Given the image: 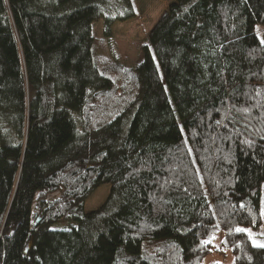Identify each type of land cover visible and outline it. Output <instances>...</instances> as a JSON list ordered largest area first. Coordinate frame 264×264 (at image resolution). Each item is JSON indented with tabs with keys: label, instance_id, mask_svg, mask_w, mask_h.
Returning a JSON list of instances; mask_svg holds the SVG:
<instances>
[{
	"label": "trees",
	"instance_id": "1",
	"mask_svg": "<svg viewBox=\"0 0 264 264\" xmlns=\"http://www.w3.org/2000/svg\"><path fill=\"white\" fill-rule=\"evenodd\" d=\"M137 13L0 0V264H200L221 230L264 264L238 231L264 219V0H169L138 65L98 52L93 20Z\"/></svg>",
	"mask_w": 264,
	"mask_h": 264
},
{
	"label": "rangeland",
	"instance_id": "2",
	"mask_svg": "<svg viewBox=\"0 0 264 264\" xmlns=\"http://www.w3.org/2000/svg\"><path fill=\"white\" fill-rule=\"evenodd\" d=\"M138 13L134 18L125 22H115L110 37L105 36L104 17L93 20L92 32L97 39L98 52H106L119 59L126 65L136 66L142 58V46L148 43L146 39L149 28L157 21V17L167 8L169 0H135ZM115 9V8H114ZM257 34L264 43V25H257ZM104 38V40L102 39ZM109 184H102L86 200V210L97 208L108 196ZM59 192L48 195V199H55ZM261 208L264 218V181L262 182ZM39 209L36 207L35 212ZM62 223L57 224V226ZM251 240L256 245H264V219L258 227H244ZM224 231L214 232L209 241L213 242L215 249L204 256L200 264H234V254L231 249L223 245L221 239Z\"/></svg>",
	"mask_w": 264,
	"mask_h": 264
},
{
	"label": "snow or ice",
	"instance_id": "3",
	"mask_svg": "<svg viewBox=\"0 0 264 264\" xmlns=\"http://www.w3.org/2000/svg\"><path fill=\"white\" fill-rule=\"evenodd\" d=\"M238 231H247L245 229H238ZM205 243H210V241H205ZM260 247H264V245H259Z\"/></svg>",
	"mask_w": 264,
	"mask_h": 264
}]
</instances>
